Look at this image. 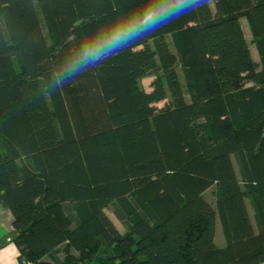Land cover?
<instances>
[{
  "label": "trees",
  "instance_id": "obj_1",
  "mask_svg": "<svg viewBox=\"0 0 264 264\" xmlns=\"http://www.w3.org/2000/svg\"><path fill=\"white\" fill-rule=\"evenodd\" d=\"M162 2L0 0L15 264H264V0H206L57 84L86 42Z\"/></svg>",
  "mask_w": 264,
  "mask_h": 264
},
{
  "label": "clouds",
  "instance_id": "obj_2",
  "mask_svg": "<svg viewBox=\"0 0 264 264\" xmlns=\"http://www.w3.org/2000/svg\"><path fill=\"white\" fill-rule=\"evenodd\" d=\"M205 3L206 0H163L162 3L151 5L142 16L117 24L107 34L86 42L61 70L57 84L67 83L89 66H96L98 61L107 60L118 55L120 50L130 48V41H142L158 29L196 12Z\"/></svg>",
  "mask_w": 264,
  "mask_h": 264
},
{
  "label": "crops",
  "instance_id": "obj_3",
  "mask_svg": "<svg viewBox=\"0 0 264 264\" xmlns=\"http://www.w3.org/2000/svg\"><path fill=\"white\" fill-rule=\"evenodd\" d=\"M14 235L12 211L0 203V264H15L17 261L18 250L12 241Z\"/></svg>",
  "mask_w": 264,
  "mask_h": 264
},
{
  "label": "rangeland",
  "instance_id": "obj_4",
  "mask_svg": "<svg viewBox=\"0 0 264 264\" xmlns=\"http://www.w3.org/2000/svg\"><path fill=\"white\" fill-rule=\"evenodd\" d=\"M241 23H242V26H243V29H244V33L246 35V38L247 40L250 42V47H251V50H252V53L253 55L255 56V58L257 59V55L255 53V49H254V45L251 43V36L249 34V31H248V28L246 26V23L244 21V19L241 20ZM153 77L151 76H145L143 78L140 79V85L142 88H144L145 90H149L150 89V83H151V80H152ZM163 102H159L157 103L158 106L162 105ZM205 197L210 200V201H213V196L210 192V190H207L205 192ZM105 212L107 213V215L113 220V222L115 223V225L118 227V229L121 231V232H124L125 231V227L124 225L118 221L114 215L112 214L111 212V207H106L105 208ZM216 242L218 244H223V237L221 236V232H220V228H219V224L216 226ZM56 255H58L61 259L64 258V255H63V249L62 247H59L57 250H55L54 252ZM74 255H77L76 252H73ZM48 258H50L49 256H47ZM90 264H98L99 263V260H97L96 258H93L91 261H89ZM72 264H80L79 263V260L75 259L74 262H72Z\"/></svg>",
  "mask_w": 264,
  "mask_h": 264
}]
</instances>
